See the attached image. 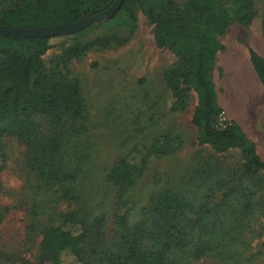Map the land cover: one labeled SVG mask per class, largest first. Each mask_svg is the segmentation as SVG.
Wrapping results in <instances>:
<instances>
[{
	"label": "rangeland",
	"instance_id": "obj_1",
	"mask_svg": "<svg viewBox=\"0 0 264 264\" xmlns=\"http://www.w3.org/2000/svg\"><path fill=\"white\" fill-rule=\"evenodd\" d=\"M252 1L253 20L233 22L219 36L211 74L221 109L216 124L236 123L264 161V86L248 57L249 49L264 57V0ZM7 6L0 0V10ZM135 8L133 17L104 19L80 30L77 38L91 46L64 67L59 57L69 39L43 55L45 68L58 66L80 87L82 119L65 117L60 129L61 159L76 176L59 184L42 181L28 140L3 137L0 264H52L39 261L42 232L59 226L68 212L87 220L84 250L99 258L94 251L102 252L127 229L154 218L152 202L166 190L195 208L213 207L186 230L184 246L171 251L168 264H264V173H246L237 149L217 152L199 143L191 122L197 95L189 89L176 101L164 75L177 58L156 47L153 24ZM30 121L38 137H48V116L33 115ZM124 159L144 160V168L132 184L118 187L107 174ZM115 214H124V224ZM62 262L78 264L67 255Z\"/></svg>",
	"mask_w": 264,
	"mask_h": 264
},
{
	"label": "trees",
	"instance_id": "obj_2",
	"mask_svg": "<svg viewBox=\"0 0 264 264\" xmlns=\"http://www.w3.org/2000/svg\"><path fill=\"white\" fill-rule=\"evenodd\" d=\"M0 10V25L17 28H42L70 24L107 10L115 0H6ZM140 8L153 24L154 43L167 48L177 58V65L164 75L167 88L176 101L189 89L197 95V105L191 122L198 129V140L217 152L237 149L246 173H264V161L254 144L234 122L223 127L216 124L221 114L212 81L215 53L221 49L219 36L237 22L249 24L255 17L252 0H121L117 11L105 21L123 15L133 17ZM91 26L84 27L80 32ZM45 38H13L0 35V172L5 155L2 139L15 135L28 141L27 146L38 176L46 183H64L75 179L74 172L64 165L62 157L63 120L82 119L84 111L78 83L65 73L49 70L43 65V55L61 41L70 44L59 57L65 66L91 46L82 43L77 34ZM249 62L264 86V57L248 50ZM61 61V62H60ZM44 115L51 119L48 137L36 133L30 117ZM144 160L119 161L107 174L118 187L132 184L141 175ZM68 191L69 188H68ZM150 222L139 223L118 235L104 250L92 257L85 253L89 231L87 220L77 212H68L59 226H45L40 243V262L63 264L64 256L78 264H168L172 250L186 241V230L213 212L206 203L193 205L184 196L166 190L152 202ZM248 207V202L244 208ZM117 209V208H116ZM194 217V221L192 217ZM124 224V214H115Z\"/></svg>",
	"mask_w": 264,
	"mask_h": 264
},
{
	"label": "water",
	"instance_id": "obj_3",
	"mask_svg": "<svg viewBox=\"0 0 264 264\" xmlns=\"http://www.w3.org/2000/svg\"><path fill=\"white\" fill-rule=\"evenodd\" d=\"M121 0H115L114 3L107 9L100 11L94 15L83 18L70 24L48 26L42 28H17L0 25V35L13 38H45L55 35H70L74 34L84 27L100 22L104 19L111 18L117 11Z\"/></svg>",
	"mask_w": 264,
	"mask_h": 264
}]
</instances>
